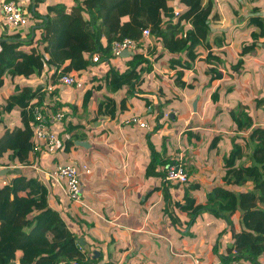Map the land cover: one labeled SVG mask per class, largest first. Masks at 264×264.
<instances>
[{"label":"crops","instance_id":"0c3cea01","mask_svg":"<svg viewBox=\"0 0 264 264\" xmlns=\"http://www.w3.org/2000/svg\"><path fill=\"white\" fill-rule=\"evenodd\" d=\"M4 1L9 0H0V35L8 27L2 13L1 3ZM16 1L28 12L33 2V9L43 14V18L48 14V6L53 5L48 4L42 10V1ZM172 2H176L177 8L185 9L180 0L171 1V5ZM224 2L216 0L210 16L213 27L210 43L213 51L223 59L222 64L203 61L208 55L204 46H200L197 53H181L183 61L191 63L190 68L184 69L182 80L185 86L176 81L178 70L170 66L172 53H146L152 61L157 54L164 57L154 62V70L147 73L143 93L136 90L129 93L132 89L128 84L114 90L113 85L105 80L110 67L105 64L95 66L98 63L83 71H74L85 81L82 88L67 85L61 82L60 76L55 77V72L60 75L70 60L60 67L47 65L38 76H12L10 73L4 76L5 81L0 87V138L16 128L31 129L33 133V117L28 108L25 113L20 105L6 109L7 104L13 102V96L22 97L32 90L30 93H35V97L31 105L38 106L42 101L43 107H38L47 113L63 111L64 119L52 125V129L65 141L64 149L55 153H34L28 165L35 163L42 168H53L58 164L75 163L81 166L83 197L88 207L72 203L58 187L52 189L46 176L33 168H19L16 164L7 166L0 157V172L10 169L0 174L11 178L12 170L19 168V171L25 170L28 176L32 173L44 183L49 191L50 206L60 213H67L68 219L62 216L69 227L82 234L84 241L97 246L92 250L99 251L97 257L102 256L101 263L195 264L198 260L200 264H216L220 259L213 251L215 242L222 243L219 254L228 243L234 242L233 230L228 223L208 211L194 217L196 221L185 228L184 222L189 215L177 204L185 203V190L192 184L199 186L189 189L197 204L207 203L215 187L227 184L224 163L217 160L229 153V138L237 132L235 130L230 136L227 134L232 125H237L229 110L239 104L249 106L250 99L255 101L264 96V35H260V26L251 22L253 17H260L264 22V0L253 2L244 15L240 12L234 17H226L227 5ZM41 21L34 16L25 28L32 24L34 27ZM129 56L122 55L116 63H111L112 66L118 63L124 66ZM240 59H243V64L236 70L234 65ZM214 65L218 66L222 77L210 83L212 72L208 67ZM253 81L255 92L251 91ZM238 90L244 92L237 93ZM124 99L126 103L122 107ZM100 103H103L102 108ZM113 106L116 108L114 113L110 110ZM262 113L264 118V106ZM133 114L140 115L149 128L125 124V119ZM221 126L227 129L222 131L226 135H212H218L227 142L218 143V149L211 151L208 150L209 143L204 151L202 145L211 137L210 132H221L217 129ZM206 136L210 137L204 139ZM33 139L32 134L31 141ZM78 141L89 145H80ZM41 147L46 149L44 145ZM152 147H155L160 161L176 155L183 157L191 168L187 165L190 182L186 185L165 184L161 177L148 174ZM11 153L7 151L8 155ZM160 168L162 166L158 165L157 170ZM84 171L88 175L87 184L82 180ZM7 182L8 178L0 181V185ZM107 183L111 184L110 188L98 190L100 185ZM235 188L250 189L252 184ZM235 230L240 232V226L236 225Z\"/></svg>","mask_w":264,"mask_h":264},{"label":"trees","instance_id":"16d2710c","mask_svg":"<svg viewBox=\"0 0 264 264\" xmlns=\"http://www.w3.org/2000/svg\"><path fill=\"white\" fill-rule=\"evenodd\" d=\"M171 1L76 0V4L71 6L61 2L49 5L48 14L44 18L37 10L32 14L30 7V21L34 20V16L42 19L35 25V30L33 24L28 28L5 27L0 35V87L6 74L38 76L47 65L60 67L66 60H70V63L61 74L83 71L94 63V54L100 53L98 63L105 62V66L110 67L105 80L113 85L114 90L128 84L132 89L129 93H134V90L143 93L147 73L154 70V62L164 57L157 54L154 61L147 57L146 53L152 52L148 51L150 40L143 35L145 28L161 36L172 49L170 66L178 70L176 81L185 86L182 80L184 69L190 68L191 63L183 61L181 53H197V49L204 46L208 55L203 61L222 64L223 59L213 51L210 43L213 33L210 16L216 7V0H180L185 9L174 7ZM251 22L259 25L262 29L260 35H264L263 20L253 17ZM255 36L258 38L259 35L255 33ZM126 37L132 38L138 49L128 57L124 66L118 63L113 67L112 44ZM46 54H50V57H46ZM242 64L243 59H240L234 65L235 69L238 70ZM208 69L212 72L210 83L222 77L217 65ZM56 76H60L58 71L55 72ZM31 91L25 92L22 97L13 96V102L10 101L6 109L11 110L20 105L25 113L28 108L33 123H36L34 108H29L35 97ZM125 103L124 99L122 107ZM38 104L43 107L42 101ZM102 106L103 103H100V108ZM263 106L264 96L256 101L257 108ZM110 110L114 113L115 106L110 107ZM43 112L46 114L44 108ZM229 114L238 130L229 138V153L224 154V177L228 185L225 183L215 187L207 203L197 204L189 189H197L199 186L192 184L185 190V203L177 204L189 215V219L184 222L185 228L196 221L194 217L206 211L222 217L228 223L233 230L234 242L228 243L221 254V241L215 242L213 247L221 262L231 260L232 250L236 248L238 260L249 264H264L263 113L257 112L254 115L250 106L239 104L231 108ZM32 134L31 129L16 128L0 138V157L5 160V165L16 164L19 167L29 164L35 153ZM218 138L221 137H213L209 151L218 149ZM9 150L12 151L10 155L7 154ZM151 150L152 159L147 172L161 177L163 181L168 166L174 161L173 157L160 161L155 147ZM179 157L176 155L174 158L177 160ZM238 161L241 163L237 164ZM158 165L162 169L157 170ZM19 170H12L11 178L0 174V181L8 178L6 184L0 185V264H116L112 261L101 263L102 256L96 257L93 251L88 252L79 243V239L84 236L73 231L62 214L50 206L47 186L33 177L32 173L28 176L25 170ZM248 183L252 184V188H235ZM174 222L177 220L174 219ZM236 225L240 226V232L235 230ZM85 242L91 249L97 247L88 240ZM31 249L33 254L28 259L30 257L26 253Z\"/></svg>","mask_w":264,"mask_h":264},{"label":"built area","instance_id":"2783aa9c","mask_svg":"<svg viewBox=\"0 0 264 264\" xmlns=\"http://www.w3.org/2000/svg\"><path fill=\"white\" fill-rule=\"evenodd\" d=\"M4 23L10 28L26 27L30 22V15L26 8L16 0L4 1L1 3ZM143 35L151 40L156 38V35L150 28L143 30ZM138 49L137 43L130 37H126L123 40H116L112 44L113 58L111 63H116L123 55L125 51H132ZM100 53H96L93 56L94 63H98L100 60ZM61 82L73 86L75 88L84 87L85 81L83 77L76 72L69 74H60ZM33 106V112L35 115L36 123L33 124V140L35 142L34 151L35 154L55 153L56 151L64 149L63 140L52 129V125L57 122H61L65 113L61 110L55 112H43L38 106ZM125 124L138 125L142 128H149V124L142 119L138 114H133L125 119ZM44 145L46 149L41 146ZM171 165L168 166L166 176L163 182L172 185H186L191 180V175L186 163L181 157L177 160L173 157ZM2 166L0 165V168ZM33 168L39 173H43L50 183L58 187L65 196L77 206L88 207L85 203L82 191L81 171L78 164H58L53 168H42L35 163L30 165H22L19 168ZM238 252L236 248L232 250V259L228 262H221L216 264H243L242 260L236 258ZM195 264H200V261L195 260Z\"/></svg>","mask_w":264,"mask_h":264},{"label":"rangeland","instance_id":"374dc122","mask_svg":"<svg viewBox=\"0 0 264 264\" xmlns=\"http://www.w3.org/2000/svg\"><path fill=\"white\" fill-rule=\"evenodd\" d=\"M42 1V10L43 9H45V7L48 5V4H56V3H61V2H63V3H66V4H68L69 6H71L72 4L74 5V4H76L75 3V1L76 0H67V1H65V0H41ZM260 2V0H225V4L227 5V10L226 11H224V13H225V15H226V17H230V16H232L233 15V17L236 15L237 16V13H240L241 12V15H244L245 13H246V11H249V8L251 7V6H253V2ZM55 2V3H54ZM174 2H175V0H174ZM240 2H242V3H240ZM173 3V2H172ZM32 5H31V11H32V14H33V12H34V9H33V7H34V4H33V2L31 3ZM173 6L174 7H176L177 5H176V2L175 3H173ZM236 6H238L239 7V9H236ZM155 49H156V51H155ZM148 51H151L152 53L154 52V53H171L170 51H172V49L170 48V47H168L167 46V42L165 41V40H163V38L161 37V36H156V38H154V40H151V42L149 43V46H148ZM150 53V52H149ZM103 64H105V62H100V63H98V64H96L95 66H102ZM253 78H254V76H253ZM254 81H255V78H254ZM254 81L252 82V89H251V91L253 92V90H254V92H255V89H256V85H255V83H254ZM257 84H259V83H257ZM243 87V89H245V87H244V85L242 86ZM244 92V91H243ZM242 91H240V90H238L237 91V93H243ZM251 101V102H250ZM257 100H253V99H250L249 100V106L251 107V112L254 114V115H256V113L258 112V113H260V114H262V108H257L256 107V105H255V102H256ZM209 106H212V105H209ZM255 109V110H254ZM261 122L263 123V125H264V118L261 120ZM225 126H221L220 128L219 127H217V129L218 130H220L221 132H216L217 130H215L214 132H210L211 134V137L212 136H214V135H212V134H214V133H221V135H226V134H224V132H222V131H227V129L226 128H224ZM232 130V131H231ZM235 130H238V127H237V125H232V127H231V129H229L228 131H227V134H229V136L231 135V134H234V132H235ZM245 131V130H244ZM229 132V133H228ZM210 136H206L204 139H207V138H209ZM210 137V138H211ZM208 139V140H206L205 141V143L202 145V149H204V151H206V147L208 146V144L210 143V145L212 144V142H213V138L212 139ZM209 140H211V141H209ZM222 140V141H221ZM209 141V142H208ZM224 141H226L227 142V140H223L222 138H218V143L219 144H222L221 142H223L224 143ZM208 142V143H207ZM225 157L226 156H222L221 158H219L218 160H217V162H222V163H224V161H225ZM220 160V161H219ZM241 162L240 161H238V163L237 164H240ZM187 165H188V163H187ZM188 167H189V165H188ZM80 169H81V171H82V167L80 166ZM189 169H191L190 167H189ZM87 179H88V175L86 174V171H84V172H82V180H83V183L84 184H87L88 182H87ZM93 185V184H92ZM94 186H95V184H94ZM106 186V187H105ZM105 186H103V185H100L99 186V188H98V190H105V189H108V188H110L111 187V184H109V183H107V184H105ZM55 186H53L52 184H51V188L53 189ZM55 189V188H54ZM49 194V193H48ZM69 211H70V213H73V211L72 210H70V209H68ZM62 213V212H61ZM74 214V213H73ZM62 215L66 218V219H68L67 218V213H62ZM32 254H33V249H31L30 250V252H27L26 253V256L27 257H30V258H28V259H31V257H32Z\"/></svg>","mask_w":264,"mask_h":264},{"label":"water","instance_id":"95a60500","mask_svg":"<svg viewBox=\"0 0 264 264\" xmlns=\"http://www.w3.org/2000/svg\"><path fill=\"white\" fill-rule=\"evenodd\" d=\"M36 29V27L34 26L33 27V30H35ZM133 54V52L132 51H125L124 53H123V55H132ZM196 104H197V102H195L194 103V106L196 107ZM78 144H80V145H86V146H88L89 145V143H87V142H83V141H78L77 142ZM10 169L9 168H5V169H3L0 173H7L8 171H9ZM79 243L83 246V247H85V249L88 251V252H92L93 251V253H94V255L97 257V255H99V251H97V250H92L91 249V247L84 241V239L83 238H80L79 239Z\"/></svg>","mask_w":264,"mask_h":264}]
</instances>
